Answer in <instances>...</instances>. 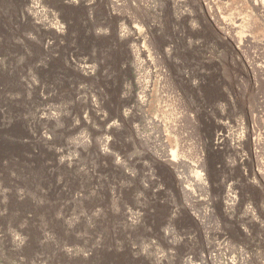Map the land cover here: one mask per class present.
Listing matches in <instances>:
<instances>
[{
    "label": "rangeland",
    "instance_id": "1",
    "mask_svg": "<svg viewBox=\"0 0 264 264\" xmlns=\"http://www.w3.org/2000/svg\"><path fill=\"white\" fill-rule=\"evenodd\" d=\"M0 264H264V0H0Z\"/></svg>",
    "mask_w": 264,
    "mask_h": 264
},
{
    "label": "bare ground",
    "instance_id": "2",
    "mask_svg": "<svg viewBox=\"0 0 264 264\" xmlns=\"http://www.w3.org/2000/svg\"><path fill=\"white\" fill-rule=\"evenodd\" d=\"M237 28H242V26H243V21H241L239 24H236L235 25ZM238 34H241L240 32H237ZM173 158V157H172ZM202 174H201V172L199 171V170H197L196 171V179H197V181L199 182V180L202 182L203 180H201V179H203L202 178V176H201ZM229 198H230V194H229V196H228Z\"/></svg>",
    "mask_w": 264,
    "mask_h": 264
}]
</instances>
